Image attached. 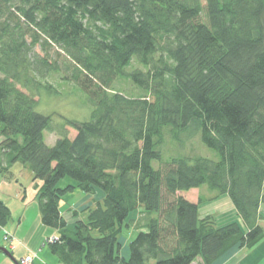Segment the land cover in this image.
I'll return each mask as SVG.
<instances>
[{"label":"trees","instance_id":"obj_1","mask_svg":"<svg viewBox=\"0 0 264 264\" xmlns=\"http://www.w3.org/2000/svg\"><path fill=\"white\" fill-rule=\"evenodd\" d=\"M132 61L141 67L128 72ZM53 74L86 94L89 119L55 125L37 109L43 89L57 93L43 82ZM121 78L140 93L117 90ZM168 133L181 148L182 133L199 136L219 159L166 158ZM16 162L41 183V221L59 234L48 247L63 264H221L254 247L264 240V0H0L2 171ZM202 186L238 219L201 217L204 201L181 193ZM77 189L102 198L70 227L61 202ZM10 217L0 200V231Z\"/></svg>","mask_w":264,"mask_h":264},{"label":"rangeland","instance_id":"obj_2","mask_svg":"<svg viewBox=\"0 0 264 264\" xmlns=\"http://www.w3.org/2000/svg\"><path fill=\"white\" fill-rule=\"evenodd\" d=\"M38 51L41 52L43 55L45 54L40 50V48H38ZM53 58L61 60L60 56L56 55L55 53L53 54ZM140 67L141 66L136 61H132V64L130 67L127 68V71L131 72L133 69ZM61 76V74H53L52 76L48 77L46 80L43 81L44 83L46 82L51 84L56 89L57 93H51L46 89H43L37 97L39 99V106L37 109L42 113L52 114V119H54L55 125L62 123L64 118L76 120L89 119L90 108H88L89 106L86 105V94L82 91H79L75 84L63 81L61 79ZM116 87L117 90L128 93L129 95H138L140 93L136 86L133 84V82L128 78H121V80L118 79V81L116 82ZM69 130L70 136L74 137L76 135V132L73 129ZM166 135V141L163 145V152L166 158L175 156L176 154H187L201 155L214 160L219 159L218 153H216L213 149L209 148L208 146L204 145L200 140L199 136H196L189 140L187 135L182 133V137L180 139H182V141H185V146L181 148V146L179 145L180 140H177L176 142V138L174 136H172L171 134L169 135V133ZM45 137L48 145L52 146L55 144V141L57 139L55 134L46 133ZM1 164L3 166L5 165L4 162H2ZM2 165H0V182L4 181L5 177L7 176V174L2 171ZM154 166H158L157 162H154ZM30 172L31 170L27 168L23 169L22 174H17L19 177V182L24 183V185L27 187L29 196L32 195L33 192H35V184L32 180H29L30 177L28 175ZM12 180L16 181L15 178H12ZM69 183L72 182L66 181L64 185H67ZM5 191L10 196L14 195L13 186L7 187ZM80 193V190L77 189L75 194L73 193V195H68L66 198L68 201H70ZM82 194L84 195L81 196H86L84 197L86 200L84 201L81 208L78 207L76 208V211H74L77 213L79 212L80 214L81 211L85 210L88 207L94 206L95 201H99L102 198V193L100 192L96 194H85L83 192ZM181 194L184 195L190 201H204L200 204L201 217H204L208 214H213L217 217L219 223L221 224L238 219L237 213L233 208L231 202L229 201L228 197L218 195L216 191L210 190L208 186H202L198 189H193L187 192H183ZM262 214L264 215V206L262 207ZM262 224L264 226V221L262 222ZM131 230L135 232L133 234H136V230ZM55 238H58V236L50 238L49 240H47V243L55 240ZM7 262L15 264L11 258H8L5 253L1 252L0 264H5ZM150 264L155 263L154 261H152ZM260 264H264V260Z\"/></svg>","mask_w":264,"mask_h":264},{"label":"crops","instance_id":"obj_3","mask_svg":"<svg viewBox=\"0 0 264 264\" xmlns=\"http://www.w3.org/2000/svg\"><path fill=\"white\" fill-rule=\"evenodd\" d=\"M16 162L8 166L5 180L0 182V200H2L11 210V217L8 225L0 231V246L10 250L17 261L21 260L28 254H34L33 264H63L48 247L47 240L58 236V231L54 228L43 225L39 206L36 201L37 187L40 181H34L33 173H29V180L35 184V192L28 195V189L24 183L19 182L17 174H22L23 169H27L22 163ZM19 164V165H18ZM15 178L16 181H13ZM13 186V194L8 195L5 189ZM6 187V188H4ZM3 188V189H2ZM76 192H74L75 194ZM73 195V194H70ZM82 193L68 201L67 198L61 202L62 215L67 219L69 226L77 219L74 217L76 208H81L86 200ZM74 203V205H73ZM135 233L129 229L123 234V245L121 254L128 256L129 242L134 238ZM9 237V239H6ZM9 258V257H8ZM264 260V240L252 248H242L235 252L221 264H260ZM2 261V260H1ZM6 261V260H5ZM5 264H11L7 262ZM192 264H203L200 258L194 260Z\"/></svg>","mask_w":264,"mask_h":264},{"label":"built area","instance_id":"obj_4","mask_svg":"<svg viewBox=\"0 0 264 264\" xmlns=\"http://www.w3.org/2000/svg\"><path fill=\"white\" fill-rule=\"evenodd\" d=\"M6 239H9V237H6ZM56 239V238H55ZM34 254H28L21 260V264H33L34 263Z\"/></svg>","mask_w":264,"mask_h":264},{"label":"water","instance_id":"obj_5","mask_svg":"<svg viewBox=\"0 0 264 264\" xmlns=\"http://www.w3.org/2000/svg\"><path fill=\"white\" fill-rule=\"evenodd\" d=\"M1 252L5 253L6 256H8L9 258H11L15 264H21L19 261H17L16 259H14L15 257L13 256V254L11 253L10 250L6 249V247L0 246V253Z\"/></svg>","mask_w":264,"mask_h":264}]
</instances>
